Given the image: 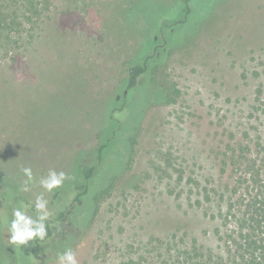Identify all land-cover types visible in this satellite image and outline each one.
Instances as JSON below:
<instances>
[{
    "label": "rangeland",
    "instance_id": "374dc122",
    "mask_svg": "<svg viewBox=\"0 0 264 264\" xmlns=\"http://www.w3.org/2000/svg\"><path fill=\"white\" fill-rule=\"evenodd\" d=\"M128 1L51 0L18 43L0 42V264H57L66 247L81 264H184L182 252L195 241L219 251V220L206 214L204 190L219 182V152L229 139L264 135V115L254 109L264 99V0H193L182 26L173 25L187 11L179 0H134L127 14L138 20L134 32L121 13ZM170 25L178 29L174 42L195 40L165 53ZM145 63L156 65L151 78L164 97L128 128V149L116 158L129 69ZM149 93L139 102L158 99ZM114 94L124 109L105 122L101 103ZM101 143L105 168L116 171L90 196L80 177L45 193L62 231L40 241L39 257L35 241L18 250L8 244L3 220L12 208L43 191L38 181L49 169L69 172L74 159L96 164ZM28 166L36 183L22 192Z\"/></svg>",
    "mask_w": 264,
    "mask_h": 264
},
{
    "label": "trees",
    "instance_id": "16d2710c",
    "mask_svg": "<svg viewBox=\"0 0 264 264\" xmlns=\"http://www.w3.org/2000/svg\"><path fill=\"white\" fill-rule=\"evenodd\" d=\"M179 1L180 9L186 8L187 11L185 18L173 25L182 26L189 21L194 11V3L193 0ZM133 3L134 0L126 2L121 13L125 12L122 13L124 27L134 32L138 20L129 22L127 18L128 12L134 10L135 4ZM50 4L51 0H0V42L5 40L8 43L6 45L18 43L29 27L37 25L36 23L46 16L47 11H50ZM172 27L169 34L170 39L164 48L167 54L184 48L195 40L191 39L190 43L182 44L174 42L175 36L171 33L175 34L178 29H172ZM155 66L145 63L134 65L129 69L125 98L130 102L126 106V119L119 122V127L114 134L115 140L114 146L111 148V156L122 158L128 149L126 133L131 131H128V128L131 129L132 125H135L141 118L142 111L147 105L162 101L164 97L161 85L152 81H156L155 75L152 77L153 79L151 78V73L156 72ZM143 76H145V80L139 85V79ZM76 91L78 90L76 89ZM148 92L157 96L158 99H154L153 102H150V99L140 103L139 97L141 98ZM258 92L263 94L264 86L259 88ZM117 103L115 94L107 96L101 103V113L105 122L109 119L117 121L115 115L124 109L118 107ZM134 105L139 106L138 116L130 122V127H126L127 120L131 119V108ZM254 109L264 115V99L260 100ZM261 133L263 130L251 136L248 132L244 137L235 136L229 139L226 147L219 152V182L212 189L213 192L211 189L204 190L208 201V205H205L206 214L219 220V225L216 227L219 251L216 252L210 246L197 244L195 241L182 252L184 264H264V135ZM106 148L107 143H101L96 147V164L79 166L78 160L74 159L71 170L67 172L73 179L77 177L83 179L82 186L85 188V191L82 192L83 195L90 196L97 193L101 185L100 180L105 182V176L116 171L105 168V165L110 162L108 158L103 159ZM16 156L19 159L22 158V155L16 154ZM76 157L80 158L79 155ZM99 166L101 167L100 171H98ZM73 179L71 180L73 181ZM62 215L63 213L60 214V217ZM49 235H51V230H49ZM39 253L40 242L35 241L32 254L37 258Z\"/></svg>",
    "mask_w": 264,
    "mask_h": 264
},
{
    "label": "clouds",
    "instance_id": "9594fccd",
    "mask_svg": "<svg viewBox=\"0 0 264 264\" xmlns=\"http://www.w3.org/2000/svg\"><path fill=\"white\" fill-rule=\"evenodd\" d=\"M24 179L21 181L20 191L29 192L36 180L30 166L21 169ZM73 177L61 170L49 169L47 175L39 179L38 184L42 192L35 195L34 200L27 203L18 202V206L12 208L11 219L4 218L3 223L8 227V244L15 249L28 246L29 241H46L50 236L49 230L55 229L61 232V226L55 220L56 213L49 207L50 200L45 193L55 194V190L63 187L65 181ZM29 208H33L35 215L29 214ZM57 264H81L77 251L72 247H66L62 252L56 253Z\"/></svg>",
    "mask_w": 264,
    "mask_h": 264
}]
</instances>
